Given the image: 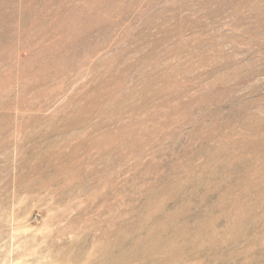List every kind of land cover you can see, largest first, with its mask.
Listing matches in <instances>:
<instances>
[{"label":"rangeland","instance_id":"374dc122","mask_svg":"<svg viewBox=\"0 0 264 264\" xmlns=\"http://www.w3.org/2000/svg\"><path fill=\"white\" fill-rule=\"evenodd\" d=\"M0 264H264V0H0Z\"/></svg>","mask_w":264,"mask_h":264},{"label":"bare ground","instance_id":"6f19581e","mask_svg":"<svg viewBox=\"0 0 264 264\" xmlns=\"http://www.w3.org/2000/svg\"><path fill=\"white\" fill-rule=\"evenodd\" d=\"M107 243V242H106ZM107 244H109V243H107ZM106 245V244H105ZM112 246L110 245V248H111ZM109 248V247H108ZM163 248V247H162ZM152 252V251H151ZM123 254V253H122ZM122 256V255H121Z\"/></svg>","mask_w":264,"mask_h":264}]
</instances>
